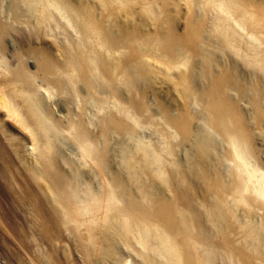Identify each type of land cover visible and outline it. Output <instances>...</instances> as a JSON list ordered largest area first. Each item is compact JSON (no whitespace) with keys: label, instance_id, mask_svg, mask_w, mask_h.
Segmentation results:
<instances>
[{"label":"bare ground","instance_id":"bare-ground-1","mask_svg":"<svg viewBox=\"0 0 264 264\" xmlns=\"http://www.w3.org/2000/svg\"><path fill=\"white\" fill-rule=\"evenodd\" d=\"M94 1L97 7L12 0L7 24L0 8V262L264 264V49L237 45L238 30L221 14L234 13L235 26L264 43V8L185 0L190 17L181 36L166 14L168 0ZM136 3L154 22L153 34L131 26ZM197 8L203 15L193 18ZM208 24L213 40L204 35ZM215 42L244 53L229 60L234 73L206 68V84L183 73L182 110L158 104L151 113L153 63L193 73L198 58L210 62ZM239 61L257 68L244 74ZM248 76L251 89L241 83ZM190 136L186 166L174 139Z\"/></svg>","mask_w":264,"mask_h":264},{"label":"rangeland","instance_id":"rangeland-1","mask_svg":"<svg viewBox=\"0 0 264 264\" xmlns=\"http://www.w3.org/2000/svg\"><path fill=\"white\" fill-rule=\"evenodd\" d=\"M1 1H2V4L0 3V8H1V12L3 14L2 15L3 21L7 24V21H8L7 15H9L8 8H9L12 0H10V1L9 0H1ZM78 1H81V0H78ZM160 1L162 2V0H160ZM219 2L220 1L218 0V3ZM250 2L264 8V0H250ZM92 3H93V6L97 5V3L94 0H90L89 5ZM167 3H168V5L166 7L167 8L166 14L170 17L171 21L173 22V25L176 29L175 32L182 36L186 32L188 19L190 17L189 5L187 4V2L185 0H168ZM216 7H218L217 9L223 8V7L220 8V6H216ZM129 10H131L133 12V14L135 13V15H134L135 17H133V18L137 20L136 21V20L130 19L132 21L131 26L133 28L135 27L140 32L146 33V34H153L155 32L156 27L154 25V22H152V21H150V19L146 18L147 16L144 13H142L139 4L136 3L134 6H130ZM222 11H224V10H222ZM202 13H203L202 9L197 8V9L193 10V12L191 14H193V18H197V17L202 16L203 15ZM209 13H211V12H208V14ZM227 13H226L227 15H225L223 13H221V14L224 15L225 22L228 25L231 24L230 26H232L235 30H238L239 34H237V36H236V44L237 45H243L246 43H251V44L260 46L259 49H264V43L262 41L254 42V40H252L246 34V32L242 31V29H240L238 26H235L236 22L234 19L236 16L234 13H232V14L230 12H227ZM5 15H6V18L4 19ZM124 16L125 15L123 14V12L118 13V19L122 25H124L126 23L125 22L126 17L124 18ZM212 16H213V14H211V15L209 14V16H207L206 23L210 22V19L212 18ZM233 21H234V23H233ZM124 26L126 27V25H124ZM209 26H210V24H208V27H205L207 29V32L205 31L204 35L206 36L207 40L208 39L213 40L214 36L209 32ZM22 27L26 28V25H23ZM67 28H68L69 32L73 35V37L76 38L77 36H76V33L74 32V29L70 26H67ZM70 28H72L73 31ZM55 32L57 33L56 35L58 38H61V39L66 38L64 34L61 35L60 30H56ZM242 36H243V39H242ZM55 39H56V37L54 36L53 32H51L50 35H48L44 38L45 41L49 42V45ZM10 42L11 41H9V43ZM49 45L47 44V46H49ZM52 50H53L55 55H57V56L59 55L58 51L55 48H53ZM206 52L209 55L208 60L210 62L208 63V62H206V60H202L201 57L198 58V60L195 61L196 69H195V71H193V73H191V71H185L184 69L179 70V69L174 68L172 70H168V68L165 65H162V64H159L156 62L153 63V65L155 67L153 68V74L151 75L152 78H150L151 84L147 87V102H148L151 113L154 114V110L158 108V104H168V105H171V107L174 110H182L184 103H185L184 99L181 96V92L185 89V85L182 84L183 86H180V81H181V77H182L181 75L183 73H186V75H188L190 77L192 74L193 80H195L198 84H206V78H205V76L207 75V74H205L206 68H210L211 75H217L219 73L224 72L225 70L226 71L228 70L229 73H234V70L229 67V65H230L229 60L240 59V57L237 55L238 54L239 55L244 54L242 51L236 52L233 49L230 50V49L224 48L220 45L218 46V44L216 42L214 43V46L212 48H208V50ZM246 59L247 58L245 57V60ZM29 62H30V64L33 63L32 60H29ZM239 62H240V64H237V66L238 67L240 66L241 72H243V73L245 72L246 74H250V72L252 70L257 68L256 67V68L252 69V67L246 66L245 62H243V61H239ZM235 63H237V62L235 61ZM260 74L262 77H264L263 73H260ZM241 83L247 89H251V84H253L252 78L250 76H248V78L246 80L241 81ZM231 94H233V96H234L235 92H231ZM48 103L52 104V109H53L54 113L56 112L55 114L58 117L62 118L64 113H62L60 111V109H58L59 106H58L57 100L56 99H52V100L50 99V100H48ZM89 104H90V108H91V113L93 114L95 109L93 108L92 101H90ZM241 105H242L243 109L248 110V106L246 104L241 103ZM88 115H89V113H88ZM88 117H90V115ZM199 123L200 122H198V120H196L195 124H194L195 125V128H194L195 133H198V134L200 132H202V129L198 130L196 128L197 126L200 125ZM144 134H145L144 136H147V138H146V141H147L149 134H151V130L146 129L144 131ZM258 138L261 140L260 141L261 144H260L259 148H260V150L264 151V133H262L261 136L259 135ZM135 140L136 139H128L127 142L130 144H134L136 142ZM174 142L176 144V148H175L176 159L179 160L180 162H182L183 164H185L186 166H188L190 163L189 162L190 161L189 156L191 155V151H192L191 136L186 141H182L180 137H176L174 139ZM121 144H122L121 141L120 142H116V141L113 142L112 141V145L115 148L119 147ZM221 151H222V145L219 147L217 146V150H215L213 153L214 154H221L222 153ZM68 152H69V154H68ZM66 153H67V155H70V154L72 155V153L70 152V149H68V151L66 149ZM263 158H264V155H263ZM223 163L224 164L221 166V170L227 173L226 170H228V165L226 164L225 161H223ZM159 183L161 184L162 187L164 186L163 188L166 191V193H168L167 195H172V193L170 192L169 186H167L168 184L163 183L162 181H159ZM200 194L201 193H197L194 196V198L197 199L198 203L201 201V197L199 198ZM237 212H238V215H240V216L244 214V212L240 208H238Z\"/></svg>","mask_w":264,"mask_h":264},{"label":"water","instance_id":"water-1","mask_svg":"<svg viewBox=\"0 0 264 264\" xmlns=\"http://www.w3.org/2000/svg\"><path fill=\"white\" fill-rule=\"evenodd\" d=\"M0 264H2V263L0 262Z\"/></svg>","mask_w":264,"mask_h":264}]
</instances>
